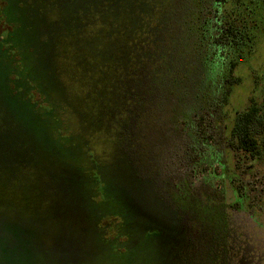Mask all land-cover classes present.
<instances>
[{"label": "rangeland", "instance_id": "obj_1", "mask_svg": "<svg viewBox=\"0 0 264 264\" xmlns=\"http://www.w3.org/2000/svg\"><path fill=\"white\" fill-rule=\"evenodd\" d=\"M259 2L264 8V0ZM52 3L59 1L5 0L0 11V32L8 31L9 39L0 46V264H264V160H251L228 140L234 113L244 110L251 98L264 103V10L256 12L262 21L256 48L237 69L241 83L234 86L222 115V140L215 151L222 152L225 197L205 200L196 213L181 202L192 221L180 230L176 218L152 196L148 178L156 176L154 185L168 188L173 198L185 179L200 185L189 147L193 125L189 117L188 126L170 121L172 111L184 106L182 91L188 84L170 91L163 81L168 74L152 75L150 109L141 105L126 119L119 102L129 88L113 78V70L123 66L116 55L126 39L120 30L126 19L120 12L128 11L126 6L95 11L97 30L75 32L82 14L77 19L70 13L76 11H56ZM93 44L100 52L95 68L106 66L111 77H98L96 88L72 85L67 75L86 73L82 62L90 59ZM6 64L17 72L18 88L5 75ZM56 80L64 85L61 90ZM32 93L38 102L52 104L50 116L26 105ZM85 148L93 153L112 197L111 209L134 240L122 254L95 248L91 234L73 229L82 215L73 178L78 165L89 164L82 156ZM222 167L213 166L216 175ZM68 178L72 184L67 191ZM222 205L225 240L218 231ZM143 226L149 232L141 233Z\"/></svg>", "mask_w": 264, "mask_h": 264}, {"label": "trees", "instance_id": "obj_2", "mask_svg": "<svg viewBox=\"0 0 264 264\" xmlns=\"http://www.w3.org/2000/svg\"><path fill=\"white\" fill-rule=\"evenodd\" d=\"M44 1L53 2V0ZM58 1V4L52 3L56 11H76L70 13L77 19L82 14L75 22L77 27L75 32H85L90 28L97 30L99 20L95 11L104 8L121 11L126 6L128 11L120 12L126 16L122 28L120 26L126 39L122 38L120 51L116 55L118 59L123 60V66L113 70V78L118 79L119 86L125 85L129 88L120 95L119 102L122 115L126 119L130 120L134 114H137L141 105H144L143 110L150 109L151 96L147 90L151 88L149 79L152 75L168 74L163 77V81L172 88L170 91L177 86H183V83L188 84L183 86L185 89L182 91L184 106L172 111L170 121L174 126L180 121L184 126H188L189 117V122L193 125L188 133L189 147L193 146L192 172L199 171L200 185L191 186L185 179L180 182L183 185L179 189L180 193L173 198L168 188L154 185L153 179L156 176L148 178V182L153 186L152 196L157 203H163L165 212L167 211L169 216L176 218L179 229L190 227L191 214L181 210L179 206L181 202H185L186 206L189 205L188 209L196 213L200 211L201 205L205 207L203 204L205 200L225 197V166L222 167L220 163L222 152L215 150L221 145L220 131L225 120L222 116L225 114L224 108L228 105L234 86L241 83V77L236 75V71L247 62L256 48L262 23L256 18V12L261 13L264 10L263 5L259 0ZM3 6L5 0H0V11L4 9ZM116 26H118L117 22ZM8 40V31L0 32V46L2 44L5 46ZM97 47L96 44L89 47L90 59L88 60L85 55L86 59L82 62L86 65V73L67 75L72 85L91 84L96 88L98 77L111 75L106 66L95 68L97 63L95 57L100 53ZM58 58L59 55L54 47L53 59ZM6 65L5 75L9 76L11 83L18 88L17 72L12 64ZM21 81L25 82V80ZM11 83L9 81L10 86ZM55 84L60 90L64 87L57 80ZM35 96L34 93L30 95L32 100ZM32 100L27 99L26 105L42 108L45 111L44 116H50L52 104L49 101L45 100L41 103L37 98L33 102ZM224 139L223 136V141ZM228 140L237 151L246 154L245 156L251 160H264V103L259 104L251 98L244 110L234 113ZM92 155L93 153L85 148L82 156L90 160L89 164L86 163L85 167L78 165L75 168L76 177L73 178V183L78 186L82 215L78 214V220L73 222V229L79 235H83L84 232L91 234L95 248L108 252L115 251L113 255L122 254L135 245L134 240L127 234L124 224L119 222V214L111 209L112 197L103 187ZM214 165L222 167L219 175H216ZM71 184L68 178L64 183L65 190L68 191ZM222 207L223 211L220 210L218 218L220 225L218 231L225 240L227 219L224 214L225 205ZM82 217L84 223H81ZM139 229L141 233H145L149 228L143 226ZM75 238L78 237L71 240ZM14 240L17 241L18 246L19 238Z\"/></svg>", "mask_w": 264, "mask_h": 264}]
</instances>
